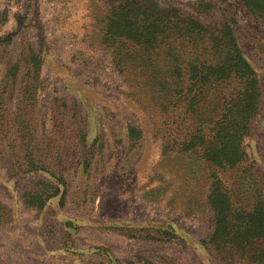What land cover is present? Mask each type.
<instances>
[{
    "label": "rangeland",
    "instance_id": "obj_1",
    "mask_svg": "<svg viewBox=\"0 0 264 264\" xmlns=\"http://www.w3.org/2000/svg\"><path fill=\"white\" fill-rule=\"evenodd\" d=\"M125 1L0 0V99L11 116L18 112L26 55L39 54L43 87L31 111L38 160L47 171L15 175L13 141L0 136V264H232L203 244L214 228L212 175L246 211L264 200V22L237 0H203L216 7L206 17L212 25L227 16L236 21L262 89L243 142L245 160L222 170L181 151L188 118L168 102L161 105L148 87L152 69L118 68L106 26L112 7ZM154 1L189 12L201 0ZM14 65L20 66L16 84L8 78ZM128 126L141 131L138 142L128 139ZM50 175L68 182L65 207L54 199L41 213L27 208L25 192ZM162 229L179 238L161 239Z\"/></svg>",
    "mask_w": 264,
    "mask_h": 264
},
{
    "label": "trees",
    "instance_id": "obj_2",
    "mask_svg": "<svg viewBox=\"0 0 264 264\" xmlns=\"http://www.w3.org/2000/svg\"><path fill=\"white\" fill-rule=\"evenodd\" d=\"M237 1L248 14L264 22V0ZM188 8L191 11L176 2L162 5L154 0H126L109 13L107 43L115 47V62L120 70L123 65H146L153 70L148 87L161 105L168 102L184 111L188 121L181 137V151L198 153L219 169H235L245 160L243 142L260 110L258 73L244 54L233 18L226 15L222 23L212 25L206 17L213 14L215 5L201 0ZM26 61L28 72L20 92L23 106L11 116L4 108V99H0V136L13 141L17 156L14 173L18 176L47 173L38 160L31 111L43 87V62L33 50L27 53ZM19 74L20 66L14 65L8 78L16 84ZM127 134L133 142L142 138L134 126H128ZM91 157L88 151L83 168L90 167ZM50 176V181L39 180L25 192L27 208L41 213L54 199L59 200L60 208L65 207L68 182L63 175ZM212 178L209 204L214 228L203 244L231 259L232 264L237 259L264 264V200L246 211L235 203L223 179L216 173ZM4 211L0 202V218ZM165 238L174 240L179 235L162 229L161 239Z\"/></svg>",
    "mask_w": 264,
    "mask_h": 264
}]
</instances>
